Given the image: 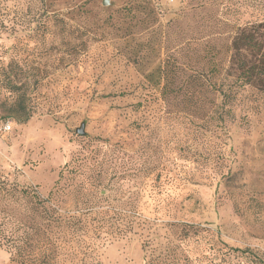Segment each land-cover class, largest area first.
<instances>
[{"label": "rangeland", "instance_id": "1", "mask_svg": "<svg viewBox=\"0 0 264 264\" xmlns=\"http://www.w3.org/2000/svg\"><path fill=\"white\" fill-rule=\"evenodd\" d=\"M259 22L264 0H0V264H264V93L218 92Z\"/></svg>", "mask_w": 264, "mask_h": 264}, {"label": "trees", "instance_id": "2", "mask_svg": "<svg viewBox=\"0 0 264 264\" xmlns=\"http://www.w3.org/2000/svg\"><path fill=\"white\" fill-rule=\"evenodd\" d=\"M229 51L228 71L231 73L229 75H232L229 93L218 88V92H220L224 102H227L230 98L229 96H235L237 91L234 90V87L249 85L264 93V22L239 27L232 37ZM210 61L209 63L211 64ZM212 70L215 74L218 73L215 66H213ZM144 79L153 87H160L162 93L167 95L170 88L175 84L174 66L169 62L161 64L153 71L147 73ZM29 117L30 114L23 115L20 122L27 121ZM3 121L5 122V120ZM62 179L63 172H60L56 185ZM43 203L42 201L41 204ZM100 229L101 226H96L97 231H100Z\"/></svg>", "mask_w": 264, "mask_h": 264}, {"label": "built area", "instance_id": "3", "mask_svg": "<svg viewBox=\"0 0 264 264\" xmlns=\"http://www.w3.org/2000/svg\"><path fill=\"white\" fill-rule=\"evenodd\" d=\"M11 130L10 122H4L0 125V135Z\"/></svg>", "mask_w": 264, "mask_h": 264}, {"label": "water", "instance_id": "4", "mask_svg": "<svg viewBox=\"0 0 264 264\" xmlns=\"http://www.w3.org/2000/svg\"><path fill=\"white\" fill-rule=\"evenodd\" d=\"M78 134H82V131L80 129L77 130Z\"/></svg>", "mask_w": 264, "mask_h": 264}]
</instances>
